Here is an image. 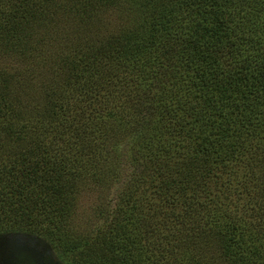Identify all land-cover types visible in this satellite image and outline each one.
Segmentation results:
<instances>
[{"label": "trees", "instance_id": "16d2710c", "mask_svg": "<svg viewBox=\"0 0 264 264\" xmlns=\"http://www.w3.org/2000/svg\"><path fill=\"white\" fill-rule=\"evenodd\" d=\"M24 234L67 264H264V0H0V264H47Z\"/></svg>", "mask_w": 264, "mask_h": 264}, {"label": "rangeland", "instance_id": "374dc122", "mask_svg": "<svg viewBox=\"0 0 264 264\" xmlns=\"http://www.w3.org/2000/svg\"><path fill=\"white\" fill-rule=\"evenodd\" d=\"M95 194L86 193L82 195L79 201V209L77 212L71 217V222L77 226L80 230L84 231L88 230L90 231V228L92 227V222L95 219V216H93L92 212V204L94 202ZM18 239L21 241L22 244H35L39 243L40 247L44 249L45 253V261L47 264H67V262H64L60 259V257L57 254V251L54 249L52 244H50L48 241L42 240L39 236L33 235V234H24L18 236ZM3 263H5V259L3 258Z\"/></svg>", "mask_w": 264, "mask_h": 264}]
</instances>
